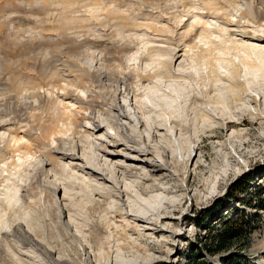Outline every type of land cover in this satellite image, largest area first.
I'll list each match as a JSON object with an SVG mask.
<instances>
[{
    "label": "rangeland",
    "instance_id": "374dc122",
    "mask_svg": "<svg viewBox=\"0 0 264 264\" xmlns=\"http://www.w3.org/2000/svg\"><path fill=\"white\" fill-rule=\"evenodd\" d=\"M104 1V4H90L83 9L85 11L64 13L61 19L72 22L92 16L105 19L106 15L116 12L129 16L136 23L171 28L177 40H181L183 33H189L188 39L182 38L180 52L173 60L176 68L179 63H185L181 54L196 44L205 21L213 30L217 29L213 22L227 26L239 41H251L254 35L264 37L260 22H250L240 16L234 20L227 11L219 14L205 11L206 16H202L193 29L189 25L194 19L191 0H178V6L168 11L156 10L150 5L141 8L136 0ZM10 2L0 0V13ZM21 28L13 25V32L18 33ZM3 29L11 31V28ZM156 37L161 40L165 36ZM254 40L251 42L258 44ZM1 52L3 60L4 53L9 57L18 55L12 44L4 46ZM218 56L216 70L209 66L211 69L201 70L194 80L162 75L153 79V83L147 80L136 93L116 96L112 92L109 103L101 105L96 112L102 128L94 136L97 141L92 144L94 147L85 142L84 149L78 148L82 160L76 159L74 163L80 166L66 172L64 180L53 173L44 180L58 185L56 194L49 200L42 193L44 182L38 183L42 177L37 178L40 164L35 159L29 160L26 171L14 169L15 163L27 161L24 146L39 139L38 133L20 132L14 139L12 132L6 133V138L12 141L0 162V178L5 179L6 170L19 172L14 179L16 185L12 187L15 198L6 195L7 184L13 183V178L0 182V248L4 247L5 251H0V264H5V259L9 264H58V261L68 264H188L194 257L208 264H264V82H252L251 70L233 48ZM81 59L85 66H95V60L88 56ZM157 70L159 66L151 71ZM206 73L215 78L213 83L212 79L206 82L202 77L209 76ZM41 89L52 95L50 85H43ZM74 89L85 99L93 98L94 92L87 86ZM58 93L63 96L61 91ZM217 95L223 98L218 100ZM59 98L63 99L61 107L75 111L69 99ZM141 102L147 106H141ZM243 118H248L250 123H241ZM228 119L235 124L227 125ZM123 125L126 130H122ZM83 127L82 131L92 127V123L86 119ZM115 132L123 136L115 149L122 155L129 150L137 155L135 151L150 148L141 157L145 163L137 165V170L133 171L134 165L130 166L132 164L123 156L112 157L100 147L102 142L104 147L110 145L109 151L113 150L111 140ZM118 163L133 173L121 169ZM151 163L161 165V170L154 171ZM92 165L96 172L89 169ZM103 170L104 175L108 174L106 179L101 175ZM246 178L249 183L243 190L238 186ZM63 182L75 183L76 187L66 190ZM32 184L35 189L29 193L27 189H31ZM126 188L130 195L125 192ZM115 190L119 193L113 194ZM125 201L156 207L155 214L144 221L128 217L124 214L127 211ZM97 202L102 207L97 206ZM68 205H74L75 209L70 212ZM158 211L169 212L173 218L163 220V213ZM243 215L249 218L251 226H246L240 238L218 250V230L225 221ZM96 222L101 223L102 228L103 241L99 244L92 238L91 227ZM18 223L22 224L20 231L30 232L31 242L13 231ZM37 243L43 244L51 255Z\"/></svg>",
    "mask_w": 264,
    "mask_h": 264
},
{
    "label": "bare ground",
    "instance_id": "6f19581e",
    "mask_svg": "<svg viewBox=\"0 0 264 264\" xmlns=\"http://www.w3.org/2000/svg\"><path fill=\"white\" fill-rule=\"evenodd\" d=\"M104 2V0H11L10 5L0 13V162L4 158L7 147L11 146L12 139L6 138V133L12 132L14 139L20 132L32 135L36 131L39 139H34L36 142L29 141L24 146V152L28 156L27 161L15 163L14 169L24 168L26 171L29 160L35 159L40 164L37 168L39 173L37 178L42 177L38 183L49 178L50 173L64 180L66 172L80 166L74 163L76 159L82 160V156L78 155V148L84 149L85 142L91 145L97 142L94 136L101 130L102 123L98 120L96 112L101 105L109 103L112 92L116 96L118 93H136L147 80L153 83V79L162 75L172 78L189 77L194 80L200 76L201 70H206L209 66L214 71L215 65H218L216 63L220 60L219 53H227L230 48L237 52L244 65L251 70L249 74L252 82H264L263 36L251 37V41L256 39L254 41H257L259 45L249 40L239 41L227 26L213 22L217 28L213 30L212 25H207L205 21L196 44L188 46L184 54H181L184 56L185 63H179L176 68L173 60L180 52L182 38L188 39L189 33H183L181 40H177L171 28L164 29L149 23H136L131 21L129 16L118 15L116 12L106 15L105 19L94 16L73 22L61 19L64 13L77 12L86 9L90 4L99 5ZM136 2L141 8L150 5L162 11L178 6V0H136ZM189 4L194 10L192 12L194 19L189 23L193 29L201 22V17L206 16L205 11L213 14L227 11V15L231 14L233 17L231 19L235 20L240 16L250 22H260L259 27L264 28V0H191ZM13 25L22 26V28L18 33H14ZM5 27L11 28L10 33L7 29H3ZM163 32L171 34L165 35ZM162 35L165 36L163 40L157 39L156 36ZM10 44L18 50V55L9 57L4 53L3 60L1 51L4 46L8 47ZM82 56L95 60V66H85ZM156 66H159L160 70L152 72L151 70L154 71ZM206 74L209 76L204 74L202 77L206 79V82L212 79L213 83L215 78H210L209 73ZM43 85H50L53 88L52 95L43 93L41 89ZM81 86H87L94 92L92 99H85L75 93L74 87ZM59 91L69 99L72 105H75V111L66 106L61 107L63 99L61 100L59 96H63L58 93ZM222 98L221 95H217L218 100ZM140 104L147 106L144 102ZM86 119L92 123V127L82 131L83 121ZM228 120L227 125L235 124ZM241 123L250 122L248 118H243ZM122 130H126L124 125ZM122 140V134L115 132L111 140L113 150L109 151L107 148L110 145L107 144L104 147L102 142L100 147L112 157L123 156L132 164L130 166H136V168L131 167L132 170H137V165L145 163L141 157L146 154L145 151H150V148L135 151L137 155H133L132 150L122 155L120 151L115 150ZM94 163L96 164V161ZM118 166L133 173L122 164L118 163ZM106 167L107 165L105 169ZM152 167L154 171L162 168L155 163ZM89 169L96 172V167L93 165ZM104 170L101 175L106 179L108 174L104 175ZM6 171L8 173L4 175L5 179L0 178V182L10 181L13 178V183H6L9 189L6 195L12 199L15 198L12 187L16 185L14 179L19 171ZM98 179L96 176V180ZM44 184L42 193L45 195L44 198L49 200L56 194L58 185L49 180ZM61 184L66 190L76 187L72 182ZM34 185H31V189H27L29 193L35 189ZM115 192L118 190L112 193ZM125 192L130 195L129 189L126 188ZM107 194H104L105 197ZM26 196V194L23 196V201ZM18 199L19 197L16 198ZM124 205L127 209L124 214L139 221L150 219L155 214L156 207L139 205L137 201L131 204L125 201ZM97 206L102 207V204L97 202ZM68 209L71 212L75 206L68 205ZM158 213H163V220L169 221L168 219L173 218L169 212L158 211ZM100 224L96 222L91 227L92 238L96 244L103 241ZM154 225L155 230H158L157 225ZM20 226L22 224L18 223L13 231L22 235L24 240L30 241V232L20 231ZM7 237L6 233L5 238ZM37 244L42 246L46 254L51 255L43 244ZM0 251L5 252L4 247L1 246ZM57 263L68 264L63 261ZM5 264H9V260L5 259Z\"/></svg>",
    "mask_w": 264,
    "mask_h": 264
},
{
    "label": "trees",
    "instance_id": "16d2710c",
    "mask_svg": "<svg viewBox=\"0 0 264 264\" xmlns=\"http://www.w3.org/2000/svg\"><path fill=\"white\" fill-rule=\"evenodd\" d=\"M248 181L249 179L246 178L244 182H242L243 184L241 183V185H239L238 187H241V189L243 188L244 190L245 186H248V183H249ZM239 182L240 180L237 181V183ZM248 225L251 226L250 220L249 218L246 219L244 215L242 217H237V218H233L231 220L225 221L224 224L221 226V228L217 232V240H216L217 249L222 250L227 245H230V243L233 240L240 238L243 235L244 231H246L245 228ZM188 264H208V263L204 259L198 260L194 257L188 261Z\"/></svg>",
    "mask_w": 264,
    "mask_h": 264
}]
</instances>
